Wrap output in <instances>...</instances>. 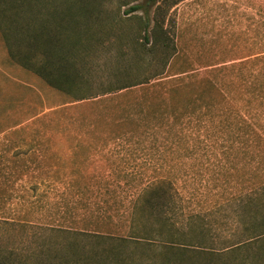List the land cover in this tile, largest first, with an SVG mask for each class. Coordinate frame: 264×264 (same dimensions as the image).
I'll use <instances>...</instances> for the list:
<instances>
[{
	"label": "rangeland",
	"instance_id": "obj_1",
	"mask_svg": "<svg viewBox=\"0 0 264 264\" xmlns=\"http://www.w3.org/2000/svg\"><path fill=\"white\" fill-rule=\"evenodd\" d=\"M156 2L16 0L15 19L0 13V214L21 224L0 234V261L264 264V0ZM25 26L30 63L50 74L22 64ZM204 79L223 92L217 110L196 98ZM53 163L63 177L41 179ZM159 180L161 207L140 220L160 213L174 243L100 236L128 237L134 200Z\"/></svg>",
	"mask_w": 264,
	"mask_h": 264
},
{
	"label": "trees",
	"instance_id": "obj_2",
	"mask_svg": "<svg viewBox=\"0 0 264 264\" xmlns=\"http://www.w3.org/2000/svg\"><path fill=\"white\" fill-rule=\"evenodd\" d=\"M157 0H146V3L148 5H154ZM1 2V1H0ZM16 2V0H14V3ZM13 3V5H11V7L9 9H7L6 7V4H3L2 5V8L0 9V13H7V16L11 17V18H14L18 16V13H19V7L16 6L15 4ZM144 4H135V5H132L128 8V11L127 13H134L138 10H141V8H143ZM147 25V24H146ZM144 26V28L147 29V26ZM33 27H27L25 26V29H24V32H23V35L26 34L27 38H28V44L27 46L29 48H27V53L25 55H22L24 56L25 60L22 64L28 69V70H32L34 73L36 74H40V71L43 73L46 74H50L49 73V62L47 63H44L40 69H38L37 66H35L34 64H31L30 61H32V57H33V52H34V45L35 43L37 42L38 43V39L36 38L34 32H30L29 29H32ZM11 29H7L6 31H4L5 33V41H6V44L7 46L9 47V51H10V57L11 59H17V56L16 55H19L21 54L20 50L19 49H16L13 47L14 43H16L17 38L14 37V34H13V31H11ZM146 36H144V40H146ZM41 42V41H40ZM39 42V43H40ZM19 61V60H18ZM20 62V61H19ZM21 63V62H20ZM217 69V68H216ZM52 82V81H51ZM202 83L205 82V85L203 87H198V91H197V96L196 98L201 101L202 103L206 104L207 105V108H211V110H217V108L220 107V102L219 100L222 99L221 97H224L223 95V92L220 90V88L215 84L213 83L211 80H207V79H204V80H201ZM253 83V84H252ZM258 83L256 81H253L251 82V84L248 86V89L251 90V92L249 93V95L252 97L253 99V102L256 103L257 102V99H258V91H259V87L257 86ZM56 86V85H55ZM210 89H214V93L212 91H210ZM208 91V92H207ZM205 97V98H204ZM224 100V99H223ZM195 101V100H194ZM231 101H232V98H231ZM224 103V101H223ZM222 103V104H223ZM208 110V109H207ZM223 110H226V109H221V115L225 116V112ZM63 110H57L54 113H59V112H62ZM198 111L199 114L202 113V111H205V110H190V112L187 113V115L189 116H192L194 114H196ZM47 116L46 115H40L37 119V121H40L42 120L45 124L47 123ZM252 121V118L248 120H245V122L247 124H250ZM3 130H0V133H2ZM120 137V136H119ZM123 137V136H122ZM41 146V145H39ZM43 146V145H42ZM43 150L46 151V148L43 146ZM32 163H34L36 165V168L38 169H42L44 166L45 168H48L49 165L47 163H50V162H46V160H41L39 159L38 160H32ZM54 166H53V172L52 174H47L45 175L44 173L41 174L42 176L41 179H47V178H55L56 179H60L61 177V172L64 174L65 172V168L63 166H60V165H55V163H53ZM23 165V163L21 164V166ZM63 177V175H62ZM163 183L161 180L153 183V185L149 186L146 188V190H144V192L142 193V196H138L134 202H133V205L131 207V218L135 217L137 220H139V223L136 222V224L132 221V225L130 227V229L132 230V232L129 234L128 237H124V236H116V235H112V234H93V235H100L101 237H108L109 239L111 238H116V239H120V241H125V240H129V239H138V240H141L142 238H145L147 237L148 239L150 238H159V239H164L166 242H171V243H174V241L177 239L176 236L174 237L173 235L177 234V231L174 233L173 231H164V225H166L167 223V220H165V218L161 217L162 215H160V213L158 214H155V215H151V218L153 217L154 220H153V223H151L150 225H148L149 223H147V219H145V222H143L142 220L145 218V217H149L147 215H144L142 213V209L144 207H150L151 210L155 209H159V207H161V205L159 204L160 199L161 198V195H163V191H162V188H163ZM1 190V189H0ZM6 190V191H5ZM4 190V193H0V202L2 201H5L7 196L11 193V192H8L7 189ZM160 192H161V195H160ZM158 198V199H157ZM153 199H156L157 201L155 203H150L151 200ZM1 209V208H0ZM6 209H2L0 210V212H3L5 211ZM3 214H0V234H4V233H9V231L11 230V228H14L15 226H19L21 225L20 223H16L15 221L11 220V219H7V218H4V216H2ZM155 216V217H154ZM201 218H204V216H201V215H191L189 217V221H193L196 222L197 220L201 219ZM142 219V220H140ZM202 220V219H201ZM48 229L52 232H55V231H66V229H61L59 227H55V226H52V225H49L48 226ZM69 231V230H68ZM6 251V250H4ZM0 253H4L2 249H0ZM1 258V257H0ZM0 264H15L14 261H11L10 258L7 260L6 257H2L1 261H0Z\"/></svg>",
	"mask_w": 264,
	"mask_h": 264
}]
</instances>
